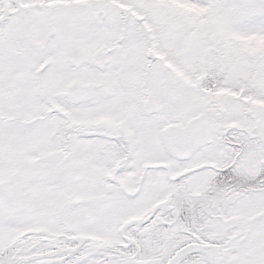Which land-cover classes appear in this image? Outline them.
Listing matches in <instances>:
<instances>
[{"label":"snow or ice","instance_id":"obj_1","mask_svg":"<svg viewBox=\"0 0 264 264\" xmlns=\"http://www.w3.org/2000/svg\"><path fill=\"white\" fill-rule=\"evenodd\" d=\"M0 264H264V0H0Z\"/></svg>","mask_w":264,"mask_h":264}]
</instances>
